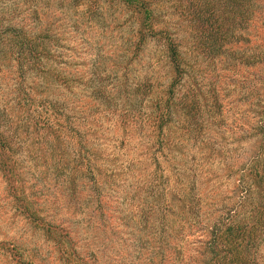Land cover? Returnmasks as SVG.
I'll return each instance as SVG.
<instances>
[{
    "label": "rangeland",
    "instance_id": "1",
    "mask_svg": "<svg viewBox=\"0 0 264 264\" xmlns=\"http://www.w3.org/2000/svg\"><path fill=\"white\" fill-rule=\"evenodd\" d=\"M147 1L185 61L168 116L167 42L138 44L120 0H0V264H210L264 214V0L212 59L178 1Z\"/></svg>",
    "mask_w": 264,
    "mask_h": 264
},
{
    "label": "trees",
    "instance_id": "2",
    "mask_svg": "<svg viewBox=\"0 0 264 264\" xmlns=\"http://www.w3.org/2000/svg\"><path fill=\"white\" fill-rule=\"evenodd\" d=\"M124 6L131 9L133 19L139 20L137 29V38L140 41L146 40L148 35L161 36L167 42L168 56L172 62L175 78L172 81L170 89L167 91L166 99L164 96H158L167 106V114L170 115L169 109L172 105V97L175 87L183 80L184 77V57L180 50V44L173 38L169 30L156 31L153 26L154 13L151 5L147 0H120ZM180 9V15L187 18L193 31L194 50L211 59L223 52L225 47L235 37L236 30L244 27L252 17L255 0H176ZM33 39L30 44L35 41ZM25 47L24 43H21ZM257 62V61H256ZM169 94V95H168ZM190 98L188 94L183 100L184 114L187 120L195 117L193 106L187 102ZM165 100V101H164ZM185 106V107H184ZM187 108V110L185 109ZM191 113V117H189ZM5 145V143H4ZM1 159L0 163L6 168L8 161ZM7 171V169H5ZM251 175L254 176L255 185L264 194V159L259 161L256 167H251ZM253 173V174H252ZM262 209V210H261ZM257 212L264 211V201H260ZM242 222L236 220L230 224L223 225L220 231L214 233L210 246V264H258L255 253L252 251L259 241L262 230H264V214L257 213L250 216Z\"/></svg>",
    "mask_w": 264,
    "mask_h": 264
}]
</instances>
